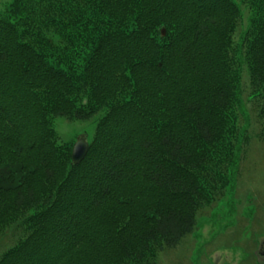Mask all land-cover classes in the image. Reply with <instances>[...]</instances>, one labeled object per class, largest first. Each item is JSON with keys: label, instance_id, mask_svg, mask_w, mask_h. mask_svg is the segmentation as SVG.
<instances>
[{"label": "trees", "instance_id": "trees-1", "mask_svg": "<svg viewBox=\"0 0 264 264\" xmlns=\"http://www.w3.org/2000/svg\"><path fill=\"white\" fill-rule=\"evenodd\" d=\"M255 8L246 58L264 94V0ZM238 16L233 0L0 12V237L12 238L0 264H159L195 231L234 163L221 123L238 90ZM100 112L73 163L52 120Z\"/></svg>", "mask_w": 264, "mask_h": 264}, {"label": "rangeland", "instance_id": "rangeland-1", "mask_svg": "<svg viewBox=\"0 0 264 264\" xmlns=\"http://www.w3.org/2000/svg\"><path fill=\"white\" fill-rule=\"evenodd\" d=\"M12 1L0 0V12ZM233 1L239 11L233 35L236 63L232 66L238 90L226 114L228 119L221 123L223 136L235 147L229 182L223 197L203 209L195 231L176 248L162 252L159 264H264V143L260 134L262 126L264 129V94L254 89L246 58L256 0ZM100 115L89 120L54 118L52 128L58 144L74 147L82 137L89 142ZM11 243V236L0 237V254Z\"/></svg>", "mask_w": 264, "mask_h": 264}, {"label": "water", "instance_id": "water-1", "mask_svg": "<svg viewBox=\"0 0 264 264\" xmlns=\"http://www.w3.org/2000/svg\"><path fill=\"white\" fill-rule=\"evenodd\" d=\"M162 34L163 35L166 34V29L165 28H162ZM88 147H89V142L84 137L80 138L74 144L73 151H72L73 163H79L80 161L83 160V158L87 154ZM261 253H262V255H264V250Z\"/></svg>", "mask_w": 264, "mask_h": 264}]
</instances>
